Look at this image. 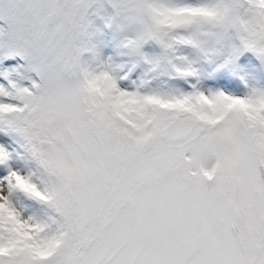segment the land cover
I'll return each mask as SVG.
<instances>
[{
  "label": "snow or ice",
  "instance_id": "obj_1",
  "mask_svg": "<svg viewBox=\"0 0 264 264\" xmlns=\"http://www.w3.org/2000/svg\"><path fill=\"white\" fill-rule=\"evenodd\" d=\"M0 264H264V0H0Z\"/></svg>",
  "mask_w": 264,
  "mask_h": 264
}]
</instances>
